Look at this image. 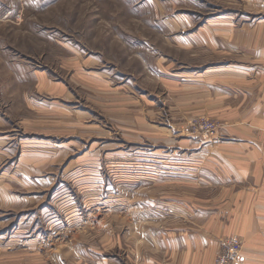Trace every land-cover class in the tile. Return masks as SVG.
Returning <instances> with one entry per match:
<instances>
[{"label":"rangeland","instance_id":"obj_1","mask_svg":"<svg viewBox=\"0 0 264 264\" xmlns=\"http://www.w3.org/2000/svg\"><path fill=\"white\" fill-rule=\"evenodd\" d=\"M245 10L238 0H0V116L16 139L38 136L58 153V162L38 163L39 178L18 174L22 151L13 144L1 162L10 171L0 178L9 198L0 205V264H168L163 241L178 239L190 217L173 206L181 190L195 195L179 178L217 176L210 153L199 155L216 140V122L181 111L178 82L169 85L172 71L193 64L177 37L186 20ZM169 60L177 63L170 71ZM122 95L135 100L115 102ZM136 108L133 128L108 121ZM61 110L82 115L67 121ZM200 120L214 132L199 130ZM71 138L74 149H57ZM208 186L198 193L209 197L217 188ZM229 240L241 241L223 238L217 255Z\"/></svg>","mask_w":264,"mask_h":264},{"label":"crops","instance_id":"obj_2","mask_svg":"<svg viewBox=\"0 0 264 264\" xmlns=\"http://www.w3.org/2000/svg\"><path fill=\"white\" fill-rule=\"evenodd\" d=\"M238 2L246 6L245 13L212 14L200 17V21L192 22V26L186 20V31L177 37L179 45L175 48L179 53H186L193 64L172 71L168 76L170 83H167L174 86L177 84L174 82H178V101L184 107H180L181 111L216 122V140L208 145L201 144L206 146L201 148L199 155L206 151L210 153L209 160L216 165L217 176L179 178L180 190L181 185L194 184L195 195L188 197L186 191L184 194L181 190L178 205L173 206L178 209L180 219L188 214L190 217L186 218L189 223H180L178 239L169 237V242L163 241L168 264H213L220 241L228 237L241 240L239 264H264V13H259L262 11L259 0ZM168 63V71L177 64L173 60ZM124 85L121 82L116 93H120L119 89ZM50 89L58 91V84ZM129 100L133 102L135 97ZM129 100L122 95L116 96L115 102L128 103ZM188 104L191 108L187 107ZM120 105L122 112L127 111ZM61 111L67 115V121H71L69 115H77V118L82 115L79 111L77 114L71 110ZM116 115L120 117L112 115L108 121L120 129L130 128L133 122L137 124L141 119L137 108L131 113ZM130 117H134L131 122ZM0 129L4 132L0 134V164L9 162L13 144L22 151L16 163L18 174L23 178H39L42 173L39 162L45 163L47 159L58 162L55 161L58 153L53 156L50 152L56 148L52 144L53 148L50 145L46 148L41 137L16 139L14 132L6 129L1 116ZM73 140L56 142L57 149L61 150L67 144L68 148L74 149ZM42 150L49 155H40ZM8 171L9 168L1 170L0 178H7ZM75 173L73 170L70 175ZM45 178L55 176L49 174ZM45 182L41 179L39 184L42 186ZM208 184L217 189L209 197H204V193H198V190L206 189ZM6 194L4 190L0 192V205L9 200ZM163 198L164 209L171 213L170 196ZM94 213L101 212L96 209ZM52 228L56 230L60 224H53ZM139 263L154 264V260L146 257Z\"/></svg>","mask_w":264,"mask_h":264},{"label":"built area","instance_id":"obj_3","mask_svg":"<svg viewBox=\"0 0 264 264\" xmlns=\"http://www.w3.org/2000/svg\"><path fill=\"white\" fill-rule=\"evenodd\" d=\"M199 130L206 134H212L215 130L214 125L207 120H200L197 124ZM240 242L237 240H229L223 244L222 252L214 259L213 264H239L240 262Z\"/></svg>","mask_w":264,"mask_h":264}]
</instances>
